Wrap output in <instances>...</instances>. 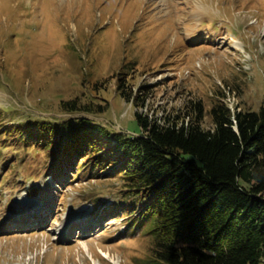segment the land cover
Returning <instances> with one entry per match:
<instances>
[{"label":"rangeland","instance_id":"obj_1","mask_svg":"<svg viewBox=\"0 0 264 264\" xmlns=\"http://www.w3.org/2000/svg\"><path fill=\"white\" fill-rule=\"evenodd\" d=\"M122 72L150 87L147 107L119 94ZM221 84L233 109L264 106V0H0V264H141L153 241L140 210L118 208V179L6 130L89 117L139 136L137 110H208Z\"/></svg>","mask_w":264,"mask_h":264},{"label":"trees","instance_id":"obj_2","mask_svg":"<svg viewBox=\"0 0 264 264\" xmlns=\"http://www.w3.org/2000/svg\"><path fill=\"white\" fill-rule=\"evenodd\" d=\"M126 74L119 94L147 107L150 87L134 92ZM224 97L218 89L208 110L199 98L159 117L138 110L139 136L89 117L18 123L4 136L39 141L53 153L63 147L70 158L79 156L77 174L118 179L125 200L118 208L140 210L133 224L151 228V253L141 264H263L264 106L234 110ZM63 105L79 110L76 102Z\"/></svg>","mask_w":264,"mask_h":264},{"label":"bare ground","instance_id":"obj_3","mask_svg":"<svg viewBox=\"0 0 264 264\" xmlns=\"http://www.w3.org/2000/svg\"><path fill=\"white\" fill-rule=\"evenodd\" d=\"M108 256V255H107ZM117 264V263H116Z\"/></svg>","mask_w":264,"mask_h":264},{"label":"clouds","instance_id":"obj_4","mask_svg":"<svg viewBox=\"0 0 264 264\" xmlns=\"http://www.w3.org/2000/svg\"><path fill=\"white\" fill-rule=\"evenodd\" d=\"M240 109V108H239Z\"/></svg>","mask_w":264,"mask_h":264}]
</instances>
